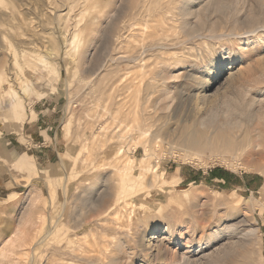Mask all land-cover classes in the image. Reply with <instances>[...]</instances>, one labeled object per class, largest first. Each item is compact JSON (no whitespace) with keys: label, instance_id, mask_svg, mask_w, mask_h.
Wrapping results in <instances>:
<instances>
[{"label":"rangeland","instance_id":"rangeland-1","mask_svg":"<svg viewBox=\"0 0 264 264\" xmlns=\"http://www.w3.org/2000/svg\"><path fill=\"white\" fill-rule=\"evenodd\" d=\"M150 1L0 0V264H35L16 240L27 209L35 211L31 203L47 210L57 192L59 202L68 200V212L81 210L88 189L94 187L97 195L109 193L126 169L137 175L129 199L138 208L147 201L152 209L133 219L130 231H145V244L154 247L144 252L138 242L128 240L124 264H174L189 246L194 250L204 241V252L224 246L225 254L214 252L212 262L208 258L199 264H264V119L250 126L251 131L246 123L241 131H223L221 142L213 140L214 128L201 129V140L192 145L185 139L194 130L192 121L182 128L166 116L174 114L180 96L186 99L183 117L193 111L206 116L211 107L222 110L226 102L246 94L263 101V24L249 40L246 35L228 36L249 30H241V25L232 32L234 9H213L206 22L218 20L227 36L213 39L206 29L190 37L181 23L183 0H156L152 11L160 9L157 18L163 26L150 37L145 12ZM262 1L229 0L240 10L244 25L253 17L263 20ZM222 60L224 68L212 75L208 69H218ZM204 77L205 83H213L207 101L198 100L205 89L195 82ZM167 90L176 99L170 111H163ZM50 98L63 107L58 130L62 149L45 165L34 157L38 148L28 150L22 135L24 123L33 121L37 106ZM255 108L264 115V104ZM172 129L178 130L176 137L169 135ZM143 132L150 135L144 137ZM152 136H159L160 142ZM145 146L150 148L147 153ZM180 150L188 151L189 160ZM144 176L152 178L155 187L141 182ZM237 222L239 229L222 231L215 241L209 238L211 229ZM151 227L158 228L153 236ZM253 229V236L240 237L242 230ZM161 240L168 246L162 263Z\"/></svg>","mask_w":264,"mask_h":264},{"label":"bare ground","instance_id":"bare-ground-1","mask_svg":"<svg viewBox=\"0 0 264 264\" xmlns=\"http://www.w3.org/2000/svg\"><path fill=\"white\" fill-rule=\"evenodd\" d=\"M137 2H139V1H137ZM148 2H149V0H148ZM154 2H156V0H151L150 4H148L145 8L146 9L145 12H147V14L149 13V18H150V19H148V24H149V27L151 30V32L149 33L150 37H152L153 35L155 36L157 34V32L159 31V28L161 27V29H162V26H163L162 18L161 19H159V17L157 18V14L159 13L158 11H160V9H158V11H156L157 13H153L155 10L152 11L153 6H154ZM160 2L163 3V1H161V0H160ZM143 3H145V2H143ZM143 3H141V5ZM168 3H171V2H168ZM136 4H138V3H136ZM157 4L158 3H156V5ZM158 5H161V4H158ZM163 5H165V4H163ZM232 5L233 4H231L229 2V0H183V6L181 8V14H180L183 22L181 20L180 21H181L182 25H184L185 34H187L190 37H193V36L199 35L200 32H202V30L204 31L207 29L208 32L210 33L209 37H211L213 39L218 38V37L220 38L223 36H227L224 33H222L223 31L220 30L221 24H220V22H218V20L212 21V22H210V24H208L207 22H208V20H211V19H209V15H208L210 10H213V9L216 10V11H213V13H214L217 11L221 12L222 10L228 9V8L234 9V12H235L234 16H233L232 24H231L232 32L239 30L241 25H243L241 30H244V29L249 30L246 32L243 31L244 33H237V34L230 33L228 36L233 35V36H237V37L242 38V36L246 35V37H245L246 40H249L252 36L255 35V33L257 31H259V29L262 28V26L264 29V18H263V20H260V19H257L256 17H253L251 22L250 23L248 22L249 24L245 23L246 25H244V22L240 21V19L238 18V16L241 14L240 10L237 7H235V8L232 7ZM262 7L264 10V0L262 1ZM176 8H174V9H176ZM141 9H142V7H141ZM141 9H139V11ZM121 10H122V8H121ZM135 13H137V12H135ZM126 16H124V17H126ZM158 16H159V14H158ZM118 17L120 18V16H118ZM129 17H130V15H129ZM119 18H117V20ZM246 18H247V16H246ZM123 19L124 18H122V22L124 21ZM193 20H195V23H192ZM206 20H207V22H206ZM206 23L209 26H207ZM261 24H263V25L260 27ZM120 25H121V23H120ZM122 27H123V24H122ZM184 30H182V31H184ZM117 31H118V29H117ZM116 34H117V32H116ZM182 36H184V35H182ZM118 37H120V35ZM122 38H123V36H122ZM150 39H152V38H150ZM163 39H164V37H163ZM205 39H207V38H205ZM125 41H127V40H125ZM161 43H163V42H161ZM126 45H128V44H126ZM136 46H135V48H136ZM161 48H162V46H161ZM112 49H114V48H112ZM136 57H134V58H136ZM237 57L238 56L235 55L233 61H235L237 59ZM109 58H110V56H109ZM224 62H225V60H222L220 62V67H218V69L213 70V71L208 69V71L212 72V75L218 76L220 74V71L224 68L223 67ZM157 64H158V62H157ZM141 66H142V64H141ZM151 68H152V66H151ZM155 68L157 69V67H155ZM159 72H161V71H159ZM227 72H229V70H227ZM141 73H140V76H141ZM149 73H150V71H149ZM186 74H187V72H186ZM141 78H142V76H141ZM136 79L137 78H135V80ZM170 79L171 78H169V80ZM205 80H206L205 77H204V80L203 79H198L197 81L194 80L196 82V84H200V87L205 89L203 92V97L198 98V100L202 99V101H207L209 99V97L206 95V91L213 84L211 82L205 83ZM194 81H193V83H194ZM121 82H123V81H121ZM259 83H261V84L264 83V78H261V81H259ZM204 84H206V85H204ZM121 85H118V86H121ZM141 86H142V84H141ZM140 92L141 91L137 90L138 94ZM131 93H133V92H131ZM247 96L248 95L246 94L242 98L241 97L240 98H234L233 101L229 100L228 102H226V106L222 110H219L216 107H211L209 109V113L206 116H202L200 114H195V111H193V113H190L189 115L184 116V117L182 116V113H183V106L186 104L185 103L186 99H185V97L180 96V98L178 97L180 100V103L177 106V108H175V110H173L174 114H171L172 113L171 112L168 115V112H167L166 116L170 120H173L174 122L179 123V126H181L182 128L184 127L185 123L192 121V128L194 130L190 132L188 137L185 136L186 141L192 145H194V143H197L199 140H201V137H202L201 136L202 133L200 132L201 129L214 128L215 129L214 130L215 136L213 137V140L219 141L222 138L220 136V134L223 133V131H229V132L230 131H232V132L241 131V130H243L242 127H243L244 123L249 125L247 129L248 130L250 129V131H251L250 126L254 127L255 123L258 120L264 119V115L261 114V108H258V109L255 108V107H257L258 104H264V100L262 101L261 100L262 98L259 97L258 100H261V101H257V99H252V98H249ZM255 98H257V97H255ZM175 99H176V96H171L170 92L167 90V92L164 95V100H163L165 102V106L162 108V110L163 111H170L171 110L170 108L173 105L172 102ZM144 101H145V99H144ZM151 105H152V103H151ZM197 109L200 110L198 108V105H197ZM119 115H121V114H119ZM120 117H122V115ZM123 117H125V116H123ZM133 119H135L136 123L139 122L138 117L136 115L133 117ZM128 127H129V125L127 126V128ZM176 129L179 130V128H176ZM176 129H172L170 131L169 135L175 136L176 133H178L177 132L178 130H176ZM258 130H259V128L254 129V131H258ZM142 135L144 137H147L150 134L148 132H143ZM158 137L159 136H157V137L152 136L153 140H156ZM182 138L184 139V137H182ZM180 140H181V138H180ZM158 142H160V141H158V139H157L156 143H158ZM219 142H221V141H219ZM149 150H150L149 146H145V152L147 153ZM180 151L183 152V156H185L184 158L189 160V158L187 157L189 155V154L187 155L188 151L187 150H185V151L180 150ZM115 153L118 154L119 152L117 151ZM115 153H112V154L114 156H116ZM110 154H111V152L109 153V155ZM260 154H263V152L259 153L257 155H260ZM258 157H262V155H260ZM259 160H260V158H259ZM135 174L132 173L131 170H127V169H126V173L121 172L118 176L119 177L118 185H116L115 188H112L109 193L104 192L103 194L97 195V194H94V187L88 189L86 196L82 198L83 206H82L81 210H79V208H78L77 210L72 209L73 211L68 212V202H67L68 200L65 199L64 202H62V203L59 202L58 198H59L60 194H58L57 192H56V196L54 198L55 200L50 205V207L48 206L49 211H51L50 213L47 212L48 209L46 210L43 207H35V206H37L36 205L37 202H35V204H34V202L31 203L32 204L31 206L34 205L35 211L34 210L28 211L29 208L27 209V212L25 211L26 212L24 214L25 216L23 215L24 217L22 219V223L20 224V232L18 233L17 238H16L17 241L20 240V248H24L23 250H25L24 252L26 255L29 256L31 254V256H32L31 261H32V263H35V264H124L125 259H127L126 255H125V250H126L125 243L128 242V240H130V239L131 240L133 239L135 242H138L140 245L139 247H141L144 252L149 251L154 246H152V247L150 246L151 247L150 248V247H148L147 244H145V239L148 236L146 234V232L145 231L139 232L140 229L139 230L137 229L138 232H136L137 231L136 230V231H134V233L132 230L130 231V229L132 227L131 222L133 219H138L141 216L149 215L152 212V209L147 207V205H148L147 201H145V203H144V201L142 202L145 204L144 207L138 208L136 203L129 199L130 192L134 191V188L132 187L131 184H135L134 179L137 177V175H135ZM133 175H135V176H133ZM163 175H164V173L162 175H158V176L162 177ZM153 176H151V177H153ZM158 178L160 179V177H158ZM156 180H157V178H156ZM144 181H146L149 185H153L154 187L156 185L155 181H153L152 178H150V179L146 178L145 179V176H144L142 178L141 182H144ZM149 187H151V186H149ZM109 198H111L110 202H108ZM31 206H30V208H31ZM74 208H75V206H74ZM36 210H37V212H36ZM241 222H243V221H241ZM239 225H243V224H239ZM187 226H189V225H187ZM232 227L234 229H239L240 226H238V222H237V225L235 224V225H230V226L220 224V225H218V227L215 231L213 229H211V232L209 231L210 233H213L212 235L211 234L209 235V238H211V236H212L214 238V241H215L222 231L228 230ZM136 228L137 227L135 226L134 229H136ZM157 229L158 228H156V227H151L150 228L151 232L149 235L153 236L156 233ZM190 231H192V229ZM254 234H256V229H253L251 231L242 230L240 237L249 238V237L253 236ZM214 241L211 243V245L215 247L216 244ZM127 244L129 245L130 243H127ZM148 244L151 245V242H149ZM200 244L201 245H199V247H196L194 250H191L192 246H189L188 250L186 252H184L181 256H179L177 258V260H175L176 262L175 263L173 262V263L174 264H199L202 260H203L202 262H204V260H206L208 258L209 259L212 258L211 254L214 252H215V255L225 254V251L222 249L224 246H222V247L216 246L215 248L213 247L214 252L207 253V252H204V249H206V247H207L206 241L201 242ZM158 247H159V250L157 249L158 254H159L158 256H159V260L162 263L166 259V255H167V254L164 255V253L162 254V252H164V250L166 251V249L168 250V248H167L168 246L165 243V241L161 240V241H158ZM214 259H216V258H214ZM209 261L212 262V259H210Z\"/></svg>","mask_w":264,"mask_h":264},{"label":"crops","instance_id":"crops-1","mask_svg":"<svg viewBox=\"0 0 264 264\" xmlns=\"http://www.w3.org/2000/svg\"><path fill=\"white\" fill-rule=\"evenodd\" d=\"M51 100L50 98L47 104L37 106V109L34 111L36 118L33 121L24 123L22 135L28 142L26 145L28 150L38 148L35 151L38 156L34 157L45 165L55 160L60 155V150L62 149L60 147L58 130L63 107L58 101ZM45 134L49 138V141L46 139ZM19 138L22 139L20 136ZM42 147H45L46 150H42Z\"/></svg>","mask_w":264,"mask_h":264}]
</instances>
